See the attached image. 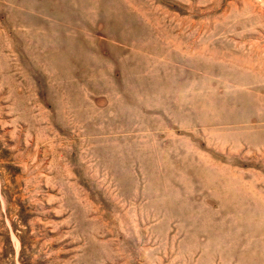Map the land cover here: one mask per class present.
<instances>
[{"label":"rangeland","instance_id":"1","mask_svg":"<svg viewBox=\"0 0 264 264\" xmlns=\"http://www.w3.org/2000/svg\"><path fill=\"white\" fill-rule=\"evenodd\" d=\"M0 264H264V0H0Z\"/></svg>","mask_w":264,"mask_h":264}]
</instances>
